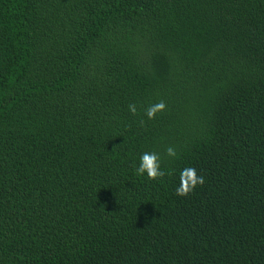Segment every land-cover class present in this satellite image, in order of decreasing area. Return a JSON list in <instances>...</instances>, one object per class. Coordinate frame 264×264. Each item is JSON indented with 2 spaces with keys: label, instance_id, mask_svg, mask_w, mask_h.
<instances>
[{
  "label": "trees",
  "instance_id": "16d2710c",
  "mask_svg": "<svg viewBox=\"0 0 264 264\" xmlns=\"http://www.w3.org/2000/svg\"><path fill=\"white\" fill-rule=\"evenodd\" d=\"M0 264H264V0H0Z\"/></svg>",
  "mask_w": 264,
  "mask_h": 264
},
{
  "label": "clouds",
  "instance_id": "9594fccd",
  "mask_svg": "<svg viewBox=\"0 0 264 264\" xmlns=\"http://www.w3.org/2000/svg\"><path fill=\"white\" fill-rule=\"evenodd\" d=\"M164 108V102L160 101L148 106L145 109V115L151 120L158 112L164 110ZM128 110L133 115L137 112L135 104H129ZM165 152L166 156L170 159H175L178 156L173 146H168ZM135 174L137 176H145L148 180H156L163 178L166 174L171 175L172 173H166L165 169L162 167V158L159 153L155 151H145L138 157V164L135 166ZM178 180L179 182L175 187V192L177 196L181 197L187 196L197 185H203L205 182L204 176L199 175L197 169L194 167H185L180 170Z\"/></svg>",
  "mask_w": 264,
  "mask_h": 264
}]
</instances>
